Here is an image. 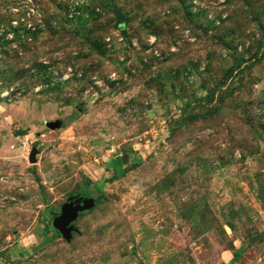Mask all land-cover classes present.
<instances>
[{
    "label": "rangeland",
    "instance_id": "obj_1",
    "mask_svg": "<svg viewBox=\"0 0 264 264\" xmlns=\"http://www.w3.org/2000/svg\"><path fill=\"white\" fill-rule=\"evenodd\" d=\"M0 264H264V0H0Z\"/></svg>",
    "mask_w": 264,
    "mask_h": 264
},
{
    "label": "water",
    "instance_id": "obj_2",
    "mask_svg": "<svg viewBox=\"0 0 264 264\" xmlns=\"http://www.w3.org/2000/svg\"><path fill=\"white\" fill-rule=\"evenodd\" d=\"M53 128V125H48ZM37 150L32 149L28 155L29 163L36 162ZM94 206V201L91 198L69 197L59 209V213L52 219V227L65 240L71 239V234L76 231L73 223L78 219L79 214L89 210Z\"/></svg>",
    "mask_w": 264,
    "mask_h": 264
},
{
    "label": "trees",
    "instance_id": "obj_3",
    "mask_svg": "<svg viewBox=\"0 0 264 264\" xmlns=\"http://www.w3.org/2000/svg\"><path fill=\"white\" fill-rule=\"evenodd\" d=\"M238 67H239L238 64L235 65V66L233 67V70L237 69ZM112 167H113V164H112ZM113 171H114V174H115V177H116V178H118V177L121 175V173H123V170H122L121 168H120L119 172H117L116 170H113ZM75 197H76V198H78V197H86V193L81 192V193L75 195ZM80 215H82V213H80L79 216H80ZM56 234H57V233H56ZM236 255H237V252L234 251V252H233V256L236 257Z\"/></svg>",
    "mask_w": 264,
    "mask_h": 264
}]
</instances>
